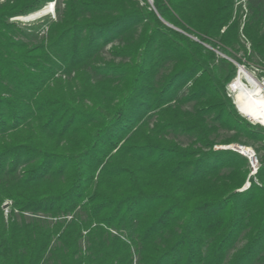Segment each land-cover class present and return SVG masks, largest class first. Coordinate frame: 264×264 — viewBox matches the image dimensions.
<instances>
[{
	"label": "trees",
	"instance_id": "trees-1",
	"mask_svg": "<svg viewBox=\"0 0 264 264\" xmlns=\"http://www.w3.org/2000/svg\"><path fill=\"white\" fill-rule=\"evenodd\" d=\"M50 1L0 4V206L45 216L0 209V264H264V129L202 44L235 58L243 37L264 61V0H63L36 42L9 21ZM237 138L254 176L213 149Z\"/></svg>",
	"mask_w": 264,
	"mask_h": 264
},
{
	"label": "rangeland",
	"instance_id": "rangeland-1",
	"mask_svg": "<svg viewBox=\"0 0 264 264\" xmlns=\"http://www.w3.org/2000/svg\"><path fill=\"white\" fill-rule=\"evenodd\" d=\"M6 1H10V0H0V4H3L5 3ZM62 1L63 0H53V1H50V2H47V4L45 6H48L46 7L45 9V12L47 14L43 15V16H40L38 18H35V19H31V20H27L25 22H22V21H19V20H14L13 18H17V17H24V16H16V17H12L9 19L10 22H18L21 23V24H25V25H32V27L28 28V31L30 33V37L29 39L31 40V42H36L38 41L39 39H41V37L44 35L45 33V26L44 24L49 21V20H56L57 19V14H58V8L61 9L62 8ZM140 2L141 5H143V2L142 0H138ZM147 3L151 6L152 4V0H146ZM50 3H54V5L50 8H49V4ZM242 3L244 5V0H236L235 2V8L238 7V5ZM43 6L41 10H43V8L45 7ZM53 9V10H52ZM52 10V11H51ZM242 12L245 13V10L241 9ZM50 11V13H49ZM26 17V16H25ZM242 22L244 20V16L242 17ZM36 28V29H34ZM242 27H240L241 29ZM187 36L193 40V41H197L199 42V40L194 36V35H189L187 34ZM28 39V40H29ZM29 40V41H30ZM241 41H242V44L244 45V48L241 50V51H238L237 53H240L238 56L242 57L243 55V59H244V64L247 65V67L249 68L250 65L249 64H261L264 66V61H261L259 58H255V57H252V52H251V48H250V44L247 42V41H244V38L241 37ZM207 49L209 50H212L215 52V54L218 56V57H221L220 54H222L221 52H219L218 50H213L210 46L202 43ZM110 48V46H107L106 49L102 52L101 54V57L103 58V61L107 62V61H110L111 60V55H109L107 53L108 49ZM243 53V54H242ZM251 55V56H250ZM225 57H227L226 55H224ZM250 56V59H247V57ZM222 58V57H221ZM230 58V57H228ZM239 57H235V58H230L232 60H235L237 61ZM246 58V59H245ZM225 59V58H223ZM241 59V58H240ZM227 60V59H226ZM228 61V60H227ZM114 62H117V61H114ZM243 63V62H242ZM169 67H171V65H169ZM169 71L168 70H162L159 75H166ZM190 84L187 83L181 91H179V93L177 94L178 97H180L182 94L186 93L187 92V89L189 88ZM230 98V97H229ZM231 99V98H230ZM232 100V99H231ZM233 102V101H232ZM225 135H228L226 137H233L234 134L232 132H229L227 134V132L225 131H221L220 132V139H223L225 137ZM170 138L174 139L175 141H177L180 145H182V147H187V145L189 144L190 142V138H188L187 136L185 135H181V136H174V135H171ZM241 142L238 141V138L237 140H233L227 144H217V145H214L213 146V149L214 150H229V151H232L231 149H228V148H225V147H228V145H233V144H241V145H245V146H248V147H252L255 149V151L257 152L256 150V146L254 145H251L249 142L245 141L244 139H240ZM234 152V151H233ZM258 153V152H257ZM262 154V153H261ZM259 154V155H261ZM247 179H248V176H247ZM245 181L244 185L241 187V190H244L246 188H248L249 186V181ZM255 183L257 185H259V182L257 180H255ZM0 209H1V212H2V216H3V219L4 221L7 223L8 222V219L9 217L13 214L14 216L17 217L18 221H28L30 219H33V218H41V219H44L45 216H43L41 213H32L30 215V212H18V210L16 209H13V205H12V201L9 200V199H5L2 203H1V206H0ZM73 217V214L69 215V216H66V217H59L60 220H63V219H66V220H71ZM47 219V218H46ZM49 219V218H48ZM53 221H55L56 219H52ZM110 232L115 235L116 233L111 231ZM86 234V232H82V235L84 237V235ZM123 236V235H122ZM84 240V239H83ZM136 256V255H134ZM137 261V259H133V264H135Z\"/></svg>",
	"mask_w": 264,
	"mask_h": 264
},
{
	"label": "built area",
	"instance_id": "built-area-1",
	"mask_svg": "<svg viewBox=\"0 0 264 264\" xmlns=\"http://www.w3.org/2000/svg\"><path fill=\"white\" fill-rule=\"evenodd\" d=\"M53 5L54 3L53 4L50 3L49 8L50 6L52 7ZM46 7L48 6H45L43 9H46ZM13 19L22 22L27 21L25 20V16L13 18ZM220 55L222 58L227 59L235 66V74L226 85V92H227V96L232 99L236 111L239 110L237 111V113L238 114L243 113V111L240 109L239 104L242 103V101L246 100V96L249 98V100L252 99V97H259L256 95V93L264 90V66L261 64H249L250 67L248 68L247 65L244 64V59L242 57H239L241 58L240 61H235L228 57H225L223 54ZM240 93H243V95L239 100L237 97ZM247 121L249 122V120ZM250 124L258 125L264 129V124H259V123H250ZM225 148L231 149L240 156L244 157L248 162L250 175L251 176L255 175V173L257 172L260 166V160L254 148L241 144L228 145V147Z\"/></svg>",
	"mask_w": 264,
	"mask_h": 264
},
{
	"label": "clouds",
	"instance_id": "clouds-1",
	"mask_svg": "<svg viewBox=\"0 0 264 264\" xmlns=\"http://www.w3.org/2000/svg\"><path fill=\"white\" fill-rule=\"evenodd\" d=\"M257 96L262 97L257 102V111L253 113L251 117H249L245 113H239L244 119L249 120L250 123H259V124H264V90L257 92ZM239 111V110H237Z\"/></svg>",
	"mask_w": 264,
	"mask_h": 264
},
{
	"label": "bare ground",
	"instance_id": "bare-ground-1",
	"mask_svg": "<svg viewBox=\"0 0 264 264\" xmlns=\"http://www.w3.org/2000/svg\"><path fill=\"white\" fill-rule=\"evenodd\" d=\"M242 95L243 93H240L237 98L240 100ZM260 99L262 98L252 97V99L249 100V98L246 96V100L239 104L240 109L243 111V113L251 117L253 113L257 111V102Z\"/></svg>",
	"mask_w": 264,
	"mask_h": 264
},
{
	"label": "water",
	"instance_id": "water-1",
	"mask_svg": "<svg viewBox=\"0 0 264 264\" xmlns=\"http://www.w3.org/2000/svg\"><path fill=\"white\" fill-rule=\"evenodd\" d=\"M42 10H39V11H37V12H35V13H33V14H30V15H28V16H31V17H29V19H35V18H38L39 16H38V13L39 12H41ZM28 16H26V17H28Z\"/></svg>",
	"mask_w": 264,
	"mask_h": 264
}]
</instances>
